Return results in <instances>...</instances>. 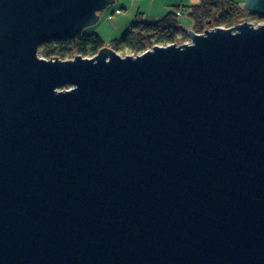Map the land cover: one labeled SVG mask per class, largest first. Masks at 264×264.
<instances>
[{
  "label": "water",
  "instance_id": "water-1",
  "mask_svg": "<svg viewBox=\"0 0 264 264\" xmlns=\"http://www.w3.org/2000/svg\"><path fill=\"white\" fill-rule=\"evenodd\" d=\"M111 2L0 0V264H264V22L38 55Z\"/></svg>",
  "mask_w": 264,
  "mask_h": 264
},
{
  "label": "trees",
  "instance_id": "trees-1",
  "mask_svg": "<svg viewBox=\"0 0 264 264\" xmlns=\"http://www.w3.org/2000/svg\"><path fill=\"white\" fill-rule=\"evenodd\" d=\"M192 21L196 32L208 26H230L244 20L250 12L233 0H199L191 5H177ZM257 17H262L257 14ZM188 32L180 25L174 11L157 20L146 22L136 18L135 22L118 38L105 45L95 33H78L72 38L50 40L41 43L38 55L44 58H65L75 55L91 56L102 49H113L120 54L140 53L156 44L180 43L187 38Z\"/></svg>",
  "mask_w": 264,
  "mask_h": 264
},
{
  "label": "rangeland",
  "instance_id": "rangeland-1",
  "mask_svg": "<svg viewBox=\"0 0 264 264\" xmlns=\"http://www.w3.org/2000/svg\"><path fill=\"white\" fill-rule=\"evenodd\" d=\"M157 1L158 0H113V2L105 4L102 9L97 11L98 20L82 27L81 30L86 34L95 33L99 35L106 45L110 40L118 38L124 33V30L134 19L138 11L142 12V21L150 22L164 16L168 11L176 9L174 6L180 5L179 1L175 3L176 0H163L160 3H157ZM198 1L199 0H186L182 4L191 5ZM236 1L240 6L245 7L244 0ZM115 8L119 9V14H112ZM249 11L251 13L244 17V21L251 22L252 24L264 22V17H257L258 13L252 10ZM177 19L182 27L188 29L187 26L191 23V20L186 12H180ZM185 41H189V38L187 37L183 42Z\"/></svg>",
  "mask_w": 264,
  "mask_h": 264
},
{
  "label": "bare ground",
  "instance_id": "bare-ground-1",
  "mask_svg": "<svg viewBox=\"0 0 264 264\" xmlns=\"http://www.w3.org/2000/svg\"><path fill=\"white\" fill-rule=\"evenodd\" d=\"M130 1H134V0H130ZM233 1H235L237 4H239L236 0H233ZM244 2H245V0H244ZM173 5H175V4H173ZM180 5H183L182 3L180 4ZM240 5V4H239ZM246 11H248V12H250L246 7H243ZM171 11H174L175 12V14H176V17L180 14V12H186V11H184V10H182V9H173V10H171ZM168 12H170V11H168ZM167 12V13H168ZM166 13V14H167ZM187 13V12H186ZM251 13V12H250ZM112 14H119V9H117V8H115L114 10H113V13ZM96 15H97V11H96ZM141 15H142V12H137L136 13V16L134 17V19L131 21V23H133V22H135V20H136V18H140L141 19ZM157 17H159V16H157ZM99 18V17H98ZM98 18H97V20H98ZM142 20V19H141ZM191 20V19H190ZM246 22H248V21H246ZM130 23V24H131ZM240 23H244V20L243 21H240ZM240 23H238V24H240ZM249 23H251V22H249ZM130 24L127 26V28L128 27H130ZM238 24H236V25H238ZM252 24V23H251ZM86 25H88V24H86ZM86 25H84V26H86ZM257 25H259V24H253L252 26H257ZM84 26H82V27H84ZM232 26H235V25H230V26H224V25H222V26H219V25H217V26H208V28L206 27V30H208V29H212V28H215V27H220V28H229V27H232ZM82 27L76 32V34L75 35H77L78 33H81L82 32ZM126 28V29H127ZM184 28V27H183ZM187 28L188 29H186V28H184L185 29V31H187L188 32V30H190V31H194V32H196L194 29H193V24H192V21H191V23L187 26ZM125 29V30H126ZM125 30H124V32H125ZM204 32V29L201 31V32H197V33H203ZM74 35V36H75ZM73 36V37H74ZM187 37L189 38V41H185V42H180V43H177V41H174V42H170V43H167V44H156L157 46H166V45H171V44H174V45H177V46H179V44H189L190 42H191V40H190V37H189V35H187ZM62 38H72V37H62ZM62 38H60V39H62ZM60 39H51V40H60ZM48 41H50V40H48ZM48 41H45V42H48ZM45 42H42V43H45ZM153 47V46H152ZM152 47H150V48H147V49H145L144 51H146V50H150V49H152ZM111 49V48H110ZM112 51H114V52H116L115 50H113V49H111ZM144 51H142V52H144ZM142 52H140V53H142ZM97 53L98 52H96L95 54H93V55H91V56H82V57H89V58H91V57H94V56H96L97 55ZM118 53V52H117ZM140 53H125V54H120V53H118L119 55H121V56H125V55H131V56H136V55H138V54H140ZM81 56V55H80ZM46 59H50V60H53V59H55V58H46ZM58 60H71V59H74V56H71V57H65V58H57ZM64 89H69V85L68 86H65V87H63ZM60 89H62V88H59L58 90H60Z\"/></svg>",
  "mask_w": 264,
  "mask_h": 264
},
{
  "label": "crops",
  "instance_id": "crops-1",
  "mask_svg": "<svg viewBox=\"0 0 264 264\" xmlns=\"http://www.w3.org/2000/svg\"><path fill=\"white\" fill-rule=\"evenodd\" d=\"M161 1H163V0H158V1H157V3H160ZM178 1H179V2H180V4H181V3H183V2H184V1H186V0H176V2H175V3H178Z\"/></svg>",
  "mask_w": 264,
  "mask_h": 264
}]
</instances>
